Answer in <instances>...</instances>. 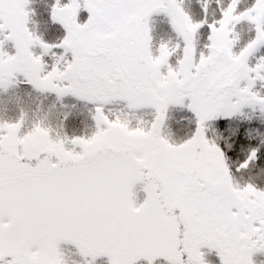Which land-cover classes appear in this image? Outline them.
<instances>
[{
    "label": "snow or ice",
    "instance_id": "1",
    "mask_svg": "<svg viewBox=\"0 0 264 264\" xmlns=\"http://www.w3.org/2000/svg\"><path fill=\"white\" fill-rule=\"evenodd\" d=\"M0 264H264V0H0Z\"/></svg>",
    "mask_w": 264,
    "mask_h": 264
}]
</instances>
